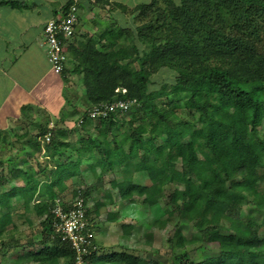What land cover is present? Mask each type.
Masks as SVG:
<instances>
[{"label": "trees", "instance_id": "16d2710c", "mask_svg": "<svg viewBox=\"0 0 264 264\" xmlns=\"http://www.w3.org/2000/svg\"><path fill=\"white\" fill-rule=\"evenodd\" d=\"M114 5L120 9H111L115 24L110 28L67 42V70L81 75L87 102L80 125L84 137L70 138L77 128L54 129L46 144L54 168L46 179L32 174L20 195L0 190V245L22 250L3 255L1 264H75V252L55 230L54 201L75 184L85 185L77 189L85 203L95 198L99 189L88 179L103 171L122 192L131 186L129 176L144 172L154 190L139 203L155 209L161 228L194 224L198 234L185 241L178 229L172 247L213 241L217 249L203 248L205 259L215 255L219 264H264V0ZM163 73L168 76L154 85V77ZM115 98L133 104L125 113L88 117L91 107ZM8 183L1 174L0 187ZM145 189L140 186L135 194L142 197ZM36 195L40 200L33 202ZM17 202L23 204V224L39 223L35 230L25 233L13 218ZM94 205L98 211L104 203L97 199ZM7 233L11 237L4 240ZM95 257L92 251L85 264ZM99 260L140 264L126 252ZM149 264L195 263L186 249L174 253L170 263Z\"/></svg>", "mask_w": 264, "mask_h": 264}, {"label": "crops", "instance_id": "0c3cea01", "mask_svg": "<svg viewBox=\"0 0 264 264\" xmlns=\"http://www.w3.org/2000/svg\"><path fill=\"white\" fill-rule=\"evenodd\" d=\"M138 1L77 0V23L88 28L81 17L89 16L92 9H120L114 3L131 7ZM73 3V0H0V175L9 179L0 190H23L32 174L44 181L48 170L54 168L46 150L50 140L45 141V135L56 128L75 129L79 112L87 110L81 75L68 70L61 75L51 71L43 33L45 22L66 14ZM87 30L83 33H89ZM76 32L77 29L74 35ZM79 36L80 33L75 39ZM74 92L75 96L79 94L81 103L70 99L69 94ZM81 133L75 139L84 137V132ZM12 171L18 176H12ZM39 196L33 202L40 200ZM14 200H18L16 196Z\"/></svg>", "mask_w": 264, "mask_h": 264}, {"label": "rangeland", "instance_id": "374dc122", "mask_svg": "<svg viewBox=\"0 0 264 264\" xmlns=\"http://www.w3.org/2000/svg\"><path fill=\"white\" fill-rule=\"evenodd\" d=\"M112 14L113 13H111V9H92L88 14L89 16L81 17L82 22L84 19L85 25L88 28H83L82 24L78 22L76 24V27L78 25L76 28V35L79 33L82 34L85 32V29H89L87 31H89L92 36L99 35L103 29L110 28L113 24H115ZM76 35H74V39L76 38ZM166 76H168V74L165 73L156 75L154 77V85L158 86L163 82ZM69 95L73 102L76 103L78 101V103H81L79 94L75 96L74 92V94L70 93ZM230 111H232L233 114L236 113V111L232 108H230ZM83 112L84 110H81V112H79V116H77V111L75 113L77 116L76 118H80ZM76 128L79 131L78 134H82L81 132L83 131L80 129V125H77ZM53 131L54 129L51 131V133ZM76 134L77 133L71 134L70 138L75 139ZM92 134L95 135L96 132L93 130ZM161 140L162 139L157 140V143L159 144ZM135 153L136 151L132 149V154L134 155ZM72 157H74V154H72ZM34 164L37 166L36 163ZM50 164L52 163L50 162ZM41 167H43V165H41ZM111 178L112 175L110 173L103 171L102 175H98L94 178L90 177L88 179L89 182H93V184L99 189V193L95 198H86V203L89 209V227L95 234L94 241L96 242L95 253L97 257L93 259L92 264H109L99 260V258H102V256L109 255L113 252H126L133 254L139 258L140 264H149L151 260H157L162 263H170L174 253H178L186 249L189 251V254L195 264H219V259L215 255L207 259H205L202 255L203 248L209 251H214L217 249V244L213 241H207L203 244L199 241L195 243L187 242L183 249L175 247V245L174 247L171 246L173 243L170 241V239H175L176 231L178 229L180 230V234L185 241L190 240L193 234L197 235L198 231L195 229L194 224L188 221L180 222L179 226H174L173 223H169L164 228L160 227L159 223L155 220L158 215L155 209L139 203V199L148 196L154 190L153 183L147 178V175L144 172L134 173L129 176L128 180L131 186L127 191L124 192L119 191L118 189L111 186ZM115 179L117 181H121L120 176H116ZM84 186L85 185L75 184L71 186L64 197H60L61 199L59 197L58 198L62 203H64L63 200L72 201L76 195L80 193L77 189L83 188L84 190ZM140 186L146 187V189L143 191L142 197H139L137 194H135ZM174 186H176V184H170L168 187ZM104 191L108 192L109 196L104 195ZM21 193L22 190H15L12 192V195H20ZM158 198L159 202L161 203L162 195L159 194ZM97 199L102 201L104 206L98 211H94V202ZM164 210L167 211V208ZM107 213L115 214V219L108 220ZM13 218L21 223V228L25 233L35 230L38 226H40L37 221H35L32 226L23 224V204L18 202L15 203V208L13 209ZM10 237L11 234L7 233L4 237V240ZM37 237L39 238L38 235L34 237L36 243ZM20 241L25 242V239L22 238ZM24 249L27 251L31 248ZM16 251L17 250L15 249L7 248V246L5 247L0 245V264L2 263L1 258L3 255L5 257H9L16 253H20L22 250H19L20 252ZM51 264H62V262L54 260L51 262Z\"/></svg>", "mask_w": 264, "mask_h": 264}, {"label": "built area", "instance_id": "2783aa9c", "mask_svg": "<svg viewBox=\"0 0 264 264\" xmlns=\"http://www.w3.org/2000/svg\"><path fill=\"white\" fill-rule=\"evenodd\" d=\"M69 7L66 14L60 18L47 20L43 27L47 59L50 69L57 75L65 74L67 71L68 51L67 42L75 34L78 9L76 1ZM116 92H126L125 88L116 89ZM133 101L115 98L108 103H99L87 111L90 119L107 117L114 112L125 113L129 110ZM83 123L80 117L77 125ZM51 133L48 132L44 140H50ZM86 203L80 193L71 201V206L66 208L59 198H56L52 208L55 219V230L60 239L70 245L75 252V264H85V258L92 251H96L94 233L89 227L86 217ZM94 244V245H93Z\"/></svg>", "mask_w": 264, "mask_h": 264}]
</instances>
